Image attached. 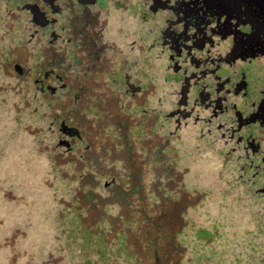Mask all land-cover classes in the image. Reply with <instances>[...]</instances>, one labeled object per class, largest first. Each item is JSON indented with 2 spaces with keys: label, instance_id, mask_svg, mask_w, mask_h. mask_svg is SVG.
Here are the masks:
<instances>
[{
  "label": "flooded vegetation",
  "instance_id": "af4514ba",
  "mask_svg": "<svg viewBox=\"0 0 264 264\" xmlns=\"http://www.w3.org/2000/svg\"><path fill=\"white\" fill-rule=\"evenodd\" d=\"M0 75L43 104L49 166L174 214L153 264H264V0H0Z\"/></svg>",
  "mask_w": 264,
  "mask_h": 264
},
{
  "label": "rangeland",
  "instance_id": "374dc122",
  "mask_svg": "<svg viewBox=\"0 0 264 264\" xmlns=\"http://www.w3.org/2000/svg\"><path fill=\"white\" fill-rule=\"evenodd\" d=\"M11 84L0 75V264H136V260L138 264H153V249L172 238L163 222L168 225L174 214L168 210L143 215L126 209L127 213L122 206L128 205L130 197L123 195L116 203L118 197L105 191L108 182L101 179L83 186L81 181L68 178L71 167L49 166L41 150V142L46 140L43 104H28L18 98L20 92L15 95L6 90ZM192 160L177 167L183 170L191 164L197 176L189 179L184 173L179 185L200 189L202 161ZM164 185L162 189H167L168 182ZM151 195L149 191L143 205H154ZM162 197L161 207L166 209L168 203L164 204ZM129 204L141 202L134 199ZM195 206L183 213L186 223L178 234L186 244L193 234L192 226L203 220L201 202ZM194 235L200 237V231ZM196 244L200 242L190 245ZM200 250L199 246L201 255Z\"/></svg>",
  "mask_w": 264,
  "mask_h": 264
},
{
  "label": "trees",
  "instance_id": "16d2710c",
  "mask_svg": "<svg viewBox=\"0 0 264 264\" xmlns=\"http://www.w3.org/2000/svg\"><path fill=\"white\" fill-rule=\"evenodd\" d=\"M156 230L157 231H160L159 228L156 227ZM157 235V237L161 238L160 234L159 233H155Z\"/></svg>",
  "mask_w": 264,
  "mask_h": 264
}]
</instances>
